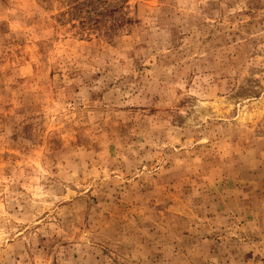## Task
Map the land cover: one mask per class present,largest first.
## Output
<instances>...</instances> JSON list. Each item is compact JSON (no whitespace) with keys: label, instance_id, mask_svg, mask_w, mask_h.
<instances>
[{"label":"rangeland","instance_id":"obj_1","mask_svg":"<svg viewBox=\"0 0 264 264\" xmlns=\"http://www.w3.org/2000/svg\"><path fill=\"white\" fill-rule=\"evenodd\" d=\"M0 264H264V0H0Z\"/></svg>","mask_w":264,"mask_h":264}]
</instances>
